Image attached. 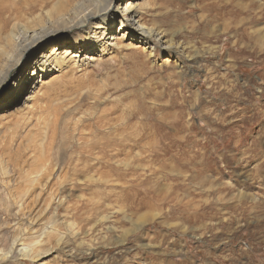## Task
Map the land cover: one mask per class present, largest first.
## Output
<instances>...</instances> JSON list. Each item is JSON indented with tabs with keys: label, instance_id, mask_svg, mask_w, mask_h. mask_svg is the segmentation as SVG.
<instances>
[{
	"label": "rangeland",
	"instance_id": "374dc122",
	"mask_svg": "<svg viewBox=\"0 0 264 264\" xmlns=\"http://www.w3.org/2000/svg\"><path fill=\"white\" fill-rule=\"evenodd\" d=\"M138 3L170 54L0 87V264H264V0Z\"/></svg>",
	"mask_w": 264,
	"mask_h": 264
},
{
	"label": "bare ground",
	"instance_id": "6f19581e",
	"mask_svg": "<svg viewBox=\"0 0 264 264\" xmlns=\"http://www.w3.org/2000/svg\"><path fill=\"white\" fill-rule=\"evenodd\" d=\"M141 9L138 0H0V87L21 65L13 88L24 96L38 75L49 79H41L43 85L60 81L109 48L137 45L150 49V56L159 49L170 54L177 46L144 23ZM20 245V255H34L36 244Z\"/></svg>",
	"mask_w": 264,
	"mask_h": 264
},
{
	"label": "crops",
	"instance_id": "0c3cea01",
	"mask_svg": "<svg viewBox=\"0 0 264 264\" xmlns=\"http://www.w3.org/2000/svg\"><path fill=\"white\" fill-rule=\"evenodd\" d=\"M224 98H226V99H227L228 97H224ZM226 99H223V101H225ZM224 111H225V110H224ZM222 112H223V111H222Z\"/></svg>",
	"mask_w": 264,
	"mask_h": 264
}]
</instances>
